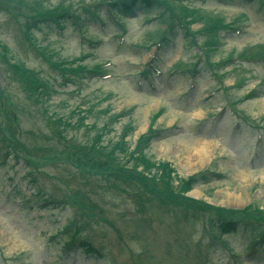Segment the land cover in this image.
<instances>
[{
	"label": "rangeland",
	"instance_id": "374dc122",
	"mask_svg": "<svg viewBox=\"0 0 264 264\" xmlns=\"http://www.w3.org/2000/svg\"><path fill=\"white\" fill-rule=\"evenodd\" d=\"M99 1L0 0V56L6 54V59H0V90L4 92L3 105L7 109L5 114L0 112V264H264V247L255 259L249 258L245 249L252 239L250 231H260L264 224L248 220L241 226L239 236L225 240L224 246L218 245L209 226V218H217L214 214L200 211L193 218L184 209L180 211V207L161 204L155 196L145 199V205L139 209L125 194L117 196L103 191L102 184L93 180L84 183L73 168L50 165L38 173L22 163L15 165L11 157L4 160L6 149L11 150L6 146L9 142L19 157L33 165H43L49 159H62L73 165L75 161L68 157L72 154L69 144H88L95 133L89 132V140L85 135L91 123L98 129L111 116L131 110L113 125L112 132L105 131L100 144L104 149L99 147V154L108 153L127 127L131 130H127L130 136L126 148L151 124L154 132L159 133L146 155L152 163H168L180 179L205 171L211 173L190 194L229 211L247 207L264 210V136L257 144L253 134L264 133V54L259 64L234 63L218 72L221 85L208 66L247 45L251 50L264 45V12H258L255 6H242V0L191 2V8L205 13L210 22L215 18L226 23L239 20L238 27H249L248 34L228 38L204 56L199 50L201 41L185 40L179 33L169 32L166 44L153 49L163 22L168 19L166 11L158 20L162 11L158 5L147 11L134 9L136 14L123 21L126 32L121 40L112 20L100 13L98 18L107 25L100 32L99 22L89 15L94 8L88 9L92 4L96 7ZM57 4L72 10L79 17V25L92 21L85 32L81 28L78 32V21L77 25L64 21L60 34L55 33L54 24L51 28L42 27L43 33L34 30L33 35L27 34L35 43L33 49L23 37L26 20L38 19L36 14L41 7L44 11ZM190 28L196 30L199 26ZM82 33L93 40L101 39L103 44L90 50L87 43L80 42ZM193 62L195 76L187 79L183 72ZM53 63L65 67L81 64L87 70L100 64L104 66L103 76L87 75L98 80L62 86ZM156 65L159 76L152 69ZM146 68L150 69L149 75L139 76ZM27 69L46 81L50 96L47 103L42 104L44 93L25 91V80L21 82L18 77ZM242 78L241 90L229 88ZM255 90L259 97L242 101ZM228 101L234 103V110ZM87 106H92L94 115L91 119L85 117L78 126ZM58 115L72 125V129L70 125L65 127L62 139L53 126ZM201 148L205 156L199 159ZM28 169L32 170L34 182L31 191H36L31 199L28 196L32 192L25 189L30 181L23 174ZM82 194L90 198L104 222L96 225L88 218L89 211L74 217L69 206L62 210L41 208L44 200H65ZM76 226L83 229L75 241H86L102 256L83 254L77 245L70 247L68 255L62 254L64 243L69 241L64 234L71 235ZM133 231L136 242L130 240ZM225 245L233 249L239 260L229 258Z\"/></svg>",
	"mask_w": 264,
	"mask_h": 264
},
{
	"label": "bare ground",
	"instance_id": "6f19581e",
	"mask_svg": "<svg viewBox=\"0 0 264 264\" xmlns=\"http://www.w3.org/2000/svg\"><path fill=\"white\" fill-rule=\"evenodd\" d=\"M205 156V150L203 148L200 149V156H199V159L201 158H204Z\"/></svg>",
	"mask_w": 264,
	"mask_h": 264
}]
</instances>
